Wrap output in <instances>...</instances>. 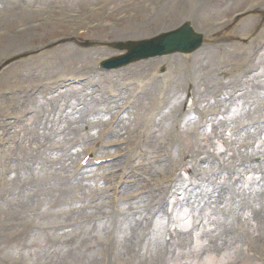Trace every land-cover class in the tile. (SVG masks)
Segmentation results:
<instances>
[{"label":"rangeland","instance_id":"1","mask_svg":"<svg viewBox=\"0 0 264 264\" xmlns=\"http://www.w3.org/2000/svg\"><path fill=\"white\" fill-rule=\"evenodd\" d=\"M103 1L0 0V264L264 261V0ZM121 5L159 10L161 28L118 30ZM183 20L208 35L198 75L176 55L98 69L119 54L104 43ZM87 153L124 159L75 172Z\"/></svg>","mask_w":264,"mask_h":264},{"label":"water","instance_id":"2","mask_svg":"<svg viewBox=\"0 0 264 264\" xmlns=\"http://www.w3.org/2000/svg\"><path fill=\"white\" fill-rule=\"evenodd\" d=\"M184 40L185 39L182 38L178 42V40L176 39V34H172L169 36V38L166 41L161 42L157 45V50L160 53L166 52L168 50H174V51L181 50L184 48V46H181L180 44H182ZM198 45H199V43H196L195 47H197ZM147 54H148V52L146 50L140 49V50H137L136 52H133L132 56L142 57V56H146ZM126 60H128V59H123L122 61H120V63H116L114 65L123 64L126 62Z\"/></svg>","mask_w":264,"mask_h":264},{"label":"bare ground","instance_id":"3","mask_svg":"<svg viewBox=\"0 0 264 264\" xmlns=\"http://www.w3.org/2000/svg\"><path fill=\"white\" fill-rule=\"evenodd\" d=\"M158 20H159L158 18L150 19V18H148V16H145V17L141 16L136 22L132 21L130 23V26L133 29H140L142 27H145L146 31L148 33L154 29V26L156 25Z\"/></svg>","mask_w":264,"mask_h":264}]
</instances>
